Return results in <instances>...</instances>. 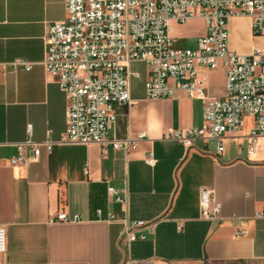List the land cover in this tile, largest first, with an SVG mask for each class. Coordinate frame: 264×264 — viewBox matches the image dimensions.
Instances as JSON below:
<instances>
[{
  "label": "crops",
  "instance_id": "0c3cea01",
  "mask_svg": "<svg viewBox=\"0 0 264 264\" xmlns=\"http://www.w3.org/2000/svg\"><path fill=\"white\" fill-rule=\"evenodd\" d=\"M66 17L67 0H0V225L8 231L3 264H264V136L252 138V117L237 135L224 137L218 157L213 141L207 152L197 148L202 141L187 148L168 139L170 132L203 125L205 101L182 90L147 99L148 71L136 62L130 66L134 105L118 109L110 131L135 146L126 152L60 143L68 104L44 67L45 37ZM205 30L202 18L172 22V36L177 43L192 40L190 48ZM228 33L236 53L264 50V36L253 34L249 16L231 17ZM17 60L31 68L13 65ZM200 77L209 98L225 96L223 68L201 69ZM29 138L41 144L37 157L25 145ZM20 156L26 162L12 166ZM110 186L123 192L125 202L109 196ZM202 187L215 191L218 220L201 216ZM60 212L81 221L57 222ZM126 219L156 222L155 234L125 251L119 238Z\"/></svg>",
  "mask_w": 264,
  "mask_h": 264
},
{
  "label": "built area",
  "instance_id": "2783aa9c",
  "mask_svg": "<svg viewBox=\"0 0 264 264\" xmlns=\"http://www.w3.org/2000/svg\"><path fill=\"white\" fill-rule=\"evenodd\" d=\"M233 16H249L255 36H264V0H67V17L48 28L45 37L44 67L67 97V128L62 144H100L129 152L135 142L110 137L118 109L134 105L131 97L130 66L143 63L148 71L146 98H170L182 90L189 98L205 101L203 125L170 132L168 139L187 148L210 152L215 142V157L224 151L223 139L237 135L252 117V138L264 136V50L239 54L229 48L228 21ZM194 18L205 22V33L194 48H177L172 22L181 25ZM29 70L31 63H13ZM223 68L226 90L223 98H209L201 69ZM31 135V128L29 129ZM49 147L50 142H45ZM35 156L40 143L29 138ZM250 150H253L251 145ZM153 154L147 155L151 164ZM23 157L11 165L24 163ZM108 194L125 202L123 192L108 187ZM201 216L218 220L221 204L212 188L199 193ZM103 211L97 210L102 217ZM112 213L107 221H114ZM57 222H80L79 215L60 212ZM156 222L126 219L119 244L129 251L138 240L154 235ZM8 250V231L0 225V264ZM128 264H141L130 261Z\"/></svg>",
  "mask_w": 264,
  "mask_h": 264
},
{
  "label": "rangeland",
  "instance_id": "374dc122",
  "mask_svg": "<svg viewBox=\"0 0 264 264\" xmlns=\"http://www.w3.org/2000/svg\"><path fill=\"white\" fill-rule=\"evenodd\" d=\"M177 30H175L176 32ZM182 33V32H181ZM193 46V41L192 40H183L179 39L178 43L176 44L177 48H185V47H192Z\"/></svg>",
  "mask_w": 264,
  "mask_h": 264
}]
</instances>
